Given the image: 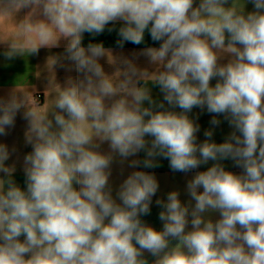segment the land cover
I'll return each instance as SVG.
<instances>
[{"label": "clouds", "instance_id": "1", "mask_svg": "<svg viewBox=\"0 0 264 264\" xmlns=\"http://www.w3.org/2000/svg\"><path fill=\"white\" fill-rule=\"evenodd\" d=\"M249 2L254 10L246 12ZM26 8L15 33L0 34L4 56L38 54L63 39L65 55L50 58L52 68L68 60L79 75L56 84L43 109L17 88L0 98V135L23 109L32 146L22 189L0 144V264H149L145 251L152 264H264V0H0V18ZM116 22L121 45L141 44L146 30L161 42L143 52L155 72L101 43L82 45L84 33ZM102 57L116 66L111 75ZM149 81L182 111L157 103ZM194 107L215 114L213 125L223 115L234 129L228 139L218 144L208 130L198 144L199 125L188 116ZM140 151L146 158L129 167H157L158 156L185 173L216 162L188 181L194 206L178 191L156 200L162 230L141 219L159 187L154 174L131 172L115 198L109 183L114 156L123 162ZM226 159L243 172L226 170L219 162Z\"/></svg>", "mask_w": 264, "mask_h": 264}, {"label": "crops", "instance_id": "2", "mask_svg": "<svg viewBox=\"0 0 264 264\" xmlns=\"http://www.w3.org/2000/svg\"><path fill=\"white\" fill-rule=\"evenodd\" d=\"M240 3L243 0H239ZM199 3V0H196ZM30 9H22L18 12L15 18H0V34L7 33L10 37L15 33L16 21H20L28 13ZM254 10V5L252 3H247L245 5V11L250 12ZM122 26L121 22H116L115 24H109L106 26L103 33L100 34H89L84 33L82 45L87 47L89 43H101L105 49H107L111 55L117 59L127 58L132 60L140 69H146L149 73H153L157 69V65L152 64L149 58L143 54L144 50L147 48H138L132 46H126L127 42H123L121 45V37L119 36V28ZM112 28V31L108 29ZM67 44L66 40L61 39L59 47H42L39 49L38 54L24 56H16L13 59H7L4 56L6 51V45L0 43V98H7L13 90L17 88L18 91L26 94L30 101L38 103L36 101L37 95H41V102L38 103L40 108L48 107L53 99L54 92L58 89L56 84L63 86L66 80L71 78H76L79 74L74 70L71 61L62 60L57 63L52 68V63L49 61L50 58L63 57L65 55V46ZM227 55L225 54L224 59L221 63L227 62ZM101 65L104 71L111 75L115 70L116 66L108 63L107 57L100 58ZM61 63L63 66H61ZM51 80V84H50ZM217 79L214 78L210 81L211 85H215ZM143 84V81H141ZM147 87L150 89L152 98L157 102H163L166 109L174 110L176 112L182 111L178 107L172 109L163 99V93L161 92L158 85H154L151 81L147 83ZM21 95V93H17ZM145 106H148L145 102ZM23 109L17 113L15 118L14 126L6 129V135H0V144H4L8 147L10 158L6 161L7 165H15L16 171L13 174V179L22 188L26 189V177L24 173V157L32 151V146L26 143L25 135L28 129V122L22 116ZM215 114L209 113L206 109H201L199 107H194L191 112L188 113L190 119L199 125V131L197 132V143L204 142L207 137L204 135L205 131L211 130L213 135L211 140L216 143H223L234 129L230 126L229 122L224 118L223 115L217 116L220 123L218 125H213L211 120ZM145 139L149 141V146L152 137L146 136ZM100 151L108 152L110 151L107 142L101 144ZM146 158V153L140 151L135 156H130L127 160L121 162V157L119 155L114 156L113 163L111 165V176L109 178V183L113 189V197L116 196V191L119 185L124 179L133 171H145L154 176L158 182V190L152 198V204L150 206V213L141 217L142 221L146 224L154 227L156 230L163 229V221L159 219V213L163 210L160 206L156 204L157 199L166 200L167 194L171 191L179 192V199L184 204H191L194 206L195 201H193L187 191V183L191 180L194 175L199 171H206L211 167L215 161L209 160L206 164H201L197 169L191 170L189 172H179L173 171L169 166V160L158 156L155 158L158 166L154 168H144L143 165H139L136 168L129 167V163L132 160L143 161ZM226 170L231 171L236 174H241L243 169L236 166L234 161L231 159H226L219 161ZM3 174H0L2 176ZM78 187V186H77ZM203 191V189H199ZM206 218H211L213 221L219 219L218 212H208L204 214ZM191 225H189V228ZM23 240V237H21ZM145 258L152 264L154 257L150 253H144Z\"/></svg>", "mask_w": 264, "mask_h": 264}, {"label": "trees", "instance_id": "3", "mask_svg": "<svg viewBox=\"0 0 264 264\" xmlns=\"http://www.w3.org/2000/svg\"><path fill=\"white\" fill-rule=\"evenodd\" d=\"M160 41H153L151 39L150 33L146 30L144 34V40L141 44L136 45L131 42H127L126 46H132V47H138V48H149V47H156L158 48L160 46Z\"/></svg>", "mask_w": 264, "mask_h": 264}, {"label": "built area", "instance_id": "4", "mask_svg": "<svg viewBox=\"0 0 264 264\" xmlns=\"http://www.w3.org/2000/svg\"><path fill=\"white\" fill-rule=\"evenodd\" d=\"M41 99H42V96H41V95H37V97H36V101H37L38 103L41 102Z\"/></svg>", "mask_w": 264, "mask_h": 264}]
</instances>
